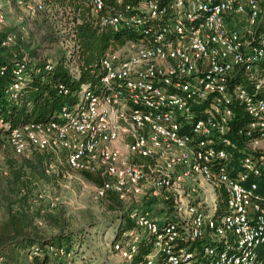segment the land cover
<instances>
[{
    "label": "built area",
    "instance_id": "2783aa9c",
    "mask_svg": "<svg viewBox=\"0 0 264 264\" xmlns=\"http://www.w3.org/2000/svg\"><path fill=\"white\" fill-rule=\"evenodd\" d=\"M15 1L31 14L46 7L45 0ZM84 1L102 26L127 25L137 36L105 50L97 82L83 85L53 119L0 132V139L19 156L34 148L63 152L69 169L102 178L95 196L116 195L133 223L111 243L119 264L132 260L144 236L150 250L137 264H264V196L249 181L256 163L264 165V96L235 80L239 73L252 78L264 60V33L257 31L264 0H139L121 7ZM15 37L7 33L1 45ZM28 61L24 56L13 68L7 92L14 100ZM236 102L256 119L238 133L258 155L244 157L246 171L231 175L220 145L230 142Z\"/></svg>",
    "mask_w": 264,
    "mask_h": 264
},
{
    "label": "trees",
    "instance_id": "16d2710c",
    "mask_svg": "<svg viewBox=\"0 0 264 264\" xmlns=\"http://www.w3.org/2000/svg\"><path fill=\"white\" fill-rule=\"evenodd\" d=\"M139 0H105L109 6L121 7L124 2ZM163 1V0H161ZM46 7L42 12L49 28L47 40L51 44H62L55 60L43 58L35 50L27 55L14 49L17 38L6 46L1 45L2 38L9 32L0 35V121L7 128L0 126V132L7 133L11 128L29 122H45L53 119L65 104H72L76 92L83 85H93L97 82L101 70L99 61L101 55L109 47L123 44L128 38L137 34L129 26H102L97 16L90 11L84 0H45ZM257 31L264 33V12L257 24ZM63 31V32H60ZM43 40L46 38L43 37ZM28 58L26 67L27 79L18 90V98L12 99L7 92L14 79L15 63ZM70 64L78 70L75 74ZM51 67L48 68L47 66ZM258 71L252 78L243 73L235 76L237 82L244 84L255 96H264V60L257 62ZM260 83V89L255 91V84ZM59 85L68 89V94L60 92ZM234 115L229 123L226 137L229 144H223L226 157L220 159L231 175L246 171L243 159L246 156L255 157L258 153L250 149L244 138L238 133L256 121L244 109L240 102L233 104ZM200 114L198 113L197 116ZM10 147L0 139V148ZM11 148V147H10ZM12 150V149H11ZM13 152V150H12ZM5 167L8 174L0 177V264H73L70 257L77 250L76 233L66 231L64 219L53 216L50 211L34 203L40 184L49 180V176L61 175L66 163L64 153H53L48 150L32 149L28 156H19L14 152L10 157L7 152ZM259 172H249V181L256 182V193L264 196V165L256 163ZM55 166L50 174V166ZM83 176L101 184L102 178L96 174L80 171ZM224 194H219L220 211L224 209ZM109 206L122 209V204L116 195L107 197ZM264 202V200H263ZM150 202L145 207L150 209ZM159 212L162 209L158 210ZM39 218L44 219V225H39ZM46 219V220H45ZM115 234L111 240H116L123 231L133 227L128 218V210L118 213ZM47 222L55 226L56 231L43 232ZM44 228V229H43ZM50 247L53 250H50ZM63 250L61 253L60 250ZM150 250L147 237L139 242L138 251L128 264L142 261Z\"/></svg>",
    "mask_w": 264,
    "mask_h": 264
},
{
    "label": "rangeland",
    "instance_id": "374dc122",
    "mask_svg": "<svg viewBox=\"0 0 264 264\" xmlns=\"http://www.w3.org/2000/svg\"><path fill=\"white\" fill-rule=\"evenodd\" d=\"M0 7L5 12V20L0 24V35L14 33L18 40L14 49L24 55L35 50L37 55L55 60L57 52L64 46L48 42L46 35L49 28L42 12L31 14L25 6L15 0H0ZM43 37L46 40H43ZM7 152L10 157L16 158L10 147L0 148L1 178L8 174L4 163ZM54 169L55 166L52 165L50 174ZM96 185L81 172L65 166L61 175L51 174L47 182L40 184L37 198L34 200L43 211H50L53 216L64 219L65 230L76 233L79 237L77 250L70 257L73 264H119L121 261L112 250L111 237L115 234L118 213L122 210L111 208L108 200L97 198ZM37 220L39 225H44V219ZM50 224L51 222H47L43 230L47 235L56 231L55 226Z\"/></svg>",
    "mask_w": 264,
    "mask_h": 264
}]
</instances>
